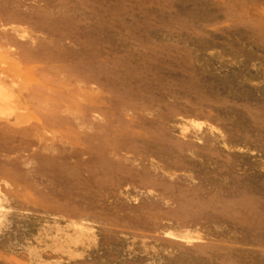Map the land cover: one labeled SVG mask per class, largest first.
Returning a JSON list of instances; mask_svg holds the SVG:
<instances>
[{
	"label": "rangeland",
	"instance_id": "1",
	"mask_svg": "<svg viewBox=\"0 0 264 264\" xmlns=\"http://www.w3.org/2000/svg\"><path fill=\"white\" fill-rule=\"evenodd\" d=\"M0 264H264V0H0Z\"/></svg>",
	"mask_w": 264,
	"mask_h": 264
}]
</instances>
